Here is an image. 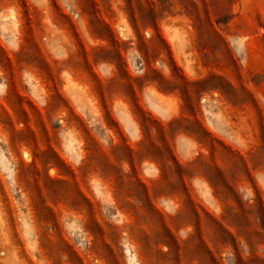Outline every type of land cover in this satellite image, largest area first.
<instances>
[{
	"label": "rangeland",
	"instance_id": "obj_1",
	"mask_svg": "<svg viewBox=\"0 0 264 264\" xmlns=\"http://www.w3.org/2000/svg\"><path fill=\"white\" fill-rule=\"evenodd\" d=\"M0 264H264V0H0Z\"/></svg>",
	"mask_w": 264,
	"mask_h": 264
}]
</instances>
